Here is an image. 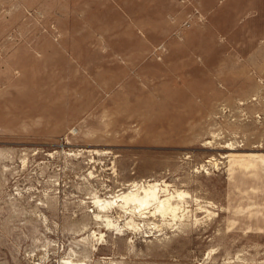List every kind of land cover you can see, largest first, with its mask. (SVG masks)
<instances>
[{
	"label": "rangeland",
	"instance_id": "obj_1",
	"mask_svg": "<svg viewBox=\"0 0 264 264\" xmlns=\"http://www.w3.org/2000/svg\"><path fill=\"white\" fill-rule=\"evenodd\" d=\"M173 13L0 0V264H264V77Z\"/></svg>",
	"mask_w": 264,
	"mask_h": 264
},
{
	"label": "crops",
	"instance_id": "obj_2",
	"mask_svg": "<svg viewBox=\"0 0 264 264\" xmlns=\"http://www.w3.org/2000/svg\"><path fill=\"white\" fill-rule=\"evenodd\" d=\"M174 13L172 22L178 17L192 14L196 25L201 20L218 28L217 40L226 38L232 43L237 38L248 43L246 54L233 56L248 69V74L264 77V0H170ZM264 85V84H262Z\"/></svg>",
	"mask_w": 264,
	"mask_h": 264
},
{
	"label": "bare ground",
	"instance_id": "obj_3",
	"mask_svg": "<svg viewBox=\"0 0 264 264\" xmlns=\"http://www.w3.org/2000/svg\"><path fill=\"white\" fill-rule=\"evenodd\" d=\"M169 197L162 198L160 196V193L157 190L156 185H150L148 187L136 186L132 192L122 196V198L126 202L136 205L138 209H149L151 207H155L156 211L159 212L160 215L166 216L168 214H171L175 216L177 208L179 206L178 207L175 205L172 206L170 204ZM136 212H139V211H136ZM132 213H134L133 210H132Z\"/></svg>",
	"mask_w": 264,
	"mask_h": 264
}]
</instances>
